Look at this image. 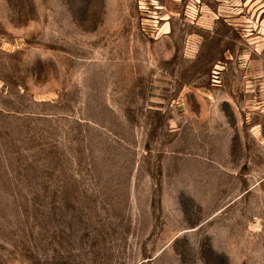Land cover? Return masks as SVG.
Segmentation results:
<instances>
[{
    "label": "rangeland",
    "instance_id": "1",
    "mask_svg": "<svg viewBox=\"0 0 264 264\" xmlns=\"http://www.w3.org/2000/svg\"><path fill=\"white\" fill-rule=\"evenodd\" d=\"M0 264H264V0H0Z\"/></svg>",
    "mask_w": 264,
    "mask_h": 264
}]
</instances>
